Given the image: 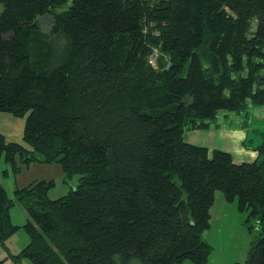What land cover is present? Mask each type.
<instances>
[{
  "label": "trees",
  "instance_id": "16d2710c",
  "mask_svg": "<svg viewBox=\"0 0 264 264\" xmlns=\"http://www.w3.org/2000/svg\"><path fill=\"white\" fill-rule=\"evenodd\" d=\"M256 104L264 0H0V111L26 116L24 143L0 132V158L78 175L57 198L52 180L15 198L0 181V243L22 226L18 201L30 236L19 264H207L220 190L256 228L235 264H264V143L238 162L186 139Z\"/></svg>",
  "mask_w": 264,
  "mask_h": 264
},
{
  "label": "rangeland",
  "instance_id": "374dc122",
  "mask_svg": "<svg viewBox=\"0 0 264 264\" xmlns=\"http://www.w3.org/2000/svg\"><path fill=\"white\" fill-rule=\"evenodd\" d=\"M52 21L53 16L50 14H46L40 18V23L45 30L49 29ZM152 49L153 51H158L159 48H157L156 45H152L151 50ZM252 106H254V108L252 110L250 109V111H245V113L254 116L255 118L252 119L251 123L258 124V126L261 127V125H264V105L256 104ZM25 119L26 116L0 111V132L5 135L8 141L24 143L23 131ZM224 128H227V130L228 128L230 129V127L224 125V123L221 127L211 125L189 129L186 131V137L196 140V143L207 145L210 152L219 147L230 151L234 157L240 158L241 151L249 148L248 144L251 142V139H253L254 134L251 132L250 136L245 137L244 146V137L232 131L225 133L223 132ZM262 130H264V128ZM26 146L29 147L28 145ZM18 167L21 169L19 171H14V167L10 163H7L5 158H0V181L4 184L9 196L12 198H15V191L17 188L26 186L35 180L47 179L54 182L53 187L49 191L52 198L67 194L70 190V186L78 183V175H75L72 179L64 177L63 167L60 163H47L32 160L29 163H20ZM6 171H8V173H6ZM222 201L231 204L229 208H231L232 205L238 208L236 200H226L222 191L218 190L216 193V206ZM238 210L239 213L229 210L232 212L227 213L226 216L221 219L220 217L216 218V215H214L211 226L204 232L205 238H207L214 247L212 252H231L233 250L237 252L249 251L250 241L253 236L256 235V228L249 229L248 223L246 222L247 212L241 211L239 208ZM10 213L12 220L16 224L22 226L7 239L6 245L0 243V257H7V264H19L13 259L11 254L21 251L30 241V236L23 227L27 221L28 213L24 205L18 201L11 206ZM226 219L230 221L224 224ZM23 263L33 264L31 260L27 258L23 259ZM137 264L141 263L138 262ZM186 264L195 263L191 260H187Z\"/></svg>",
  "mask_w": 264,
  "mask_h": 264
},
{
  "label": "crops",
  "instance_id": "0c3cea01",
  "mask_svg": "<svg viewBox=\"0 0 264 264\" xmlns=\"http://www.w3.org/2000/svg\"><path fill=\"white\" fill-rule=\"evenodd\" d=\"M253 108L254 106L251 105L245 111H250V109L252 110ZM245 111L243 112L225 111L223 112V116H220L218 125H214V126L221 127L222 124L224 123V125L230 127V129L228 128V130L227 128H224L223 132L229 133L228 131H232V132L238 133L239 136L244 137L243 145H244L245 137L250 136L251 132L254 134L253 139H251V142L248 144L249 148H246L241 151L240 158L234 157V159L238 162L242 160H251L255 158L258 153L254 149V147L259 143H262V142L264 143V130H262L264 128V125H261V127H259L258 124L251 123L252 119H254L255 117L251 116L249 113L246 114ZM186 139L192 143H196V140L188 139L187 137ZM196 144L202 145L201 143H196ZM214 204L212 206L211 222L214 219V215H216V218L220 217L221 219L225 217L227 213H230L232 211H237V213H239L238 208H236L234 205H232L231 208H229L231 204H229L228 202L226 203L222 201L219 203L218 206H216V200H215ZM229 210H232V211H229ZM229 221H230L229 219H226L224 224ZM247 253L248 252H237L236 250H233L231 252H212L207 264H235L237 261L244 262L247 257Z\"/></svg>",
  "mask_w": 264,
  "mask_h": 264
},
{
  "label": "built area",
  "instance_id": "2783aa9c",
  "mask_svg": "<svg viewBox=\"0 0 264 264\" xmlns=\"http://www.w3.org/2000/svg\"><path fill=\"white\" fill-rule=\"evenodd\" d=\"M157 57H158V52L157 51H154L151 55H150V63L152 65H156L157 64Z\"/></svg>",
  "mask_w": 264,
  "mask_h": 264
}]
</instances>
